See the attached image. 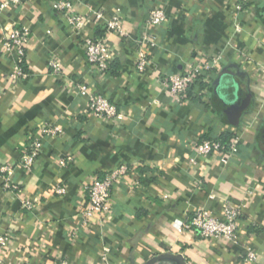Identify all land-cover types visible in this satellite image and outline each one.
Here are the masks:
<instances>
[{
    "label": "crops",
    "instance_id": "0c3cea01",
    "mask_svg": "<svg viewBox=\"0 0 264 264\" xmlns=\"http://www.w3.org/2000/svg\"><path fill=\"white\" fill-rule=\"evenodd\" d=\"M55 1L22 0L0 12V167L15 166L19 183L16 191L5 190L0 174V235L10 236L0 251L3 264H249L247 249L264 264V0H70L86 18L79 31ZM158 5L167 20L148 30L157 45L145 48L149 63L139 72L138 41ZM114 14L127 36L104 30ZM16 25L27 26L30 39L27 75L13 81L14 56L3 44ZM104 34L111 60L100 72L82 43ZM51 57L62 76L48 68ZM200 59L216 60L206 95L193 91L205 103L221 72H234L222 92L225 100L247 96L237 124L216 107L177 103L167 93L166 76ZM79 83L104 95L121 116L109 121L93 114L76 91ZM44 124L59 125L61 134L43 138L31 170L16 166ZM229 132L240 143L226 161L219 154L191 161L196 140ZM119 164L130 171L114 184L110 210L82 226L84 184ZM225 198L243 205L234 241L183 227L197 207L220 217ZM103 247L110 249L105 259Z\"/></svg>",
    "mask_w": 264,
    "mask_h": 264
},
{
    "label": "built area",
    "instance_id": "2783aa9c",
    "mask_svg": "<svg viewBox=\"0 0 264 264\" xmlns=\"http://www.w3.org/2000/svg\"><path fill=\"white\" fill-rule=\"evenodd\" d=\"M22 0H0V12L10 5L20 4ZM54 9L61 14L67 24L73 29L79 31L86 23L85 16L77 13L70 0H56ZM238 9L241 7L238 5ZM97 18L100 15L97 14ZM167 18L164 8L158 5L152 8L145 21L146 32L138 41L139 47L136 54L135 67L139 72L144 71L149 63L146 47H155L157 38L148 30L150 28H158L165 24ZM106 32H116L121 36H127L123 29L121 19L118 14H114L106 19L103 25ZM30 39V29L27 26H14L6 34L4 40V50L12 53L14 56L13 71L10 75L11 80L17 81L27 75L26 71V50ZM83 53L88 63L100 72H105L110 67L111 50L106 34L103 36L86 37L82 43ZM48 68L55 75L62 76V67L60 62L51 57L48 60ZM215 59H200L195 62L186 64L183 72L179 74H169L163 80V85L167 93L177 102H187L189 100L188 90L199 91L206 95V91L210 85L206 79L207 73L214 68ZM76 91L86 97L89 110L96 116L105 118L106 120H114L121 115L118 113L116 106L111 103L104 95L93 91L90 86L85 83L76 85ZM62 129L57 124H44L39 128L38 135L34 136L29 142L27 149L20 154L17 165L26 170H31L34 163L42 150V142L44 137L57 136L61 134ZM237 133V132H236ZM233 133L227 139L221 138H202L194 142L193 157L194 162L198 157H206L211 154H219L223 161H226L233 153L239 149V136ZM70 160V157L61 160V164ZM15 166L5 164L0 167V174L5 190H18L19 183L14 179ZM130 171V166L119 164L110 172L102 177H97L83 186L85 204L82 206L79 216L82 226L90 223L96 213H105L110 210L112 190L116 182L122 180ZM55 192L59 195L65 194L63 186H57ZM213 198V196H211ZM24 206L30 207L29 202H24ZM221 216L217 217L214 213L204 207H197L191 211L190 217L187 218L183 227L194 230L202 238H218L225 241H234L237 235V221L243 212V205L234 203L225 198L220 201ZM10 240L9 234L0 235V251L7 245ZM110 249L102 248V259L107 257ZM244 261L249 264H261L259 256L252 250L247 249ZM0 264H3L0 257ZM59 264H67L61 261Z\"/></svg>",
    "mask_w": 264,
    "mask_h": 264
},
{
    "label": "water",
    "instance_id": "95a60500",
    "mask_svg": "<svg viewBox=\"0 0 264 264\" xmlns=\"http://www.w3.org/2000/svg\"><path fill=\"white\" fill-rule=\"evenodd\" d=\"M227 74H234L233 71L225 69L221 72L219 79L215 82V86L213 88V102L219 100L223 103L222 110L226 115L227 122L230 124H237L238 118L246 105L247 96L242 95L243 99H235V100H225L224 93L222 89L225 86L224 80L227 77Z\"/></svg>",
    "mask_w": 264,
    "mask_h": 264
},
{
    "label": "trees",
    "instance_id": "16d2710c",
    "mask_svg": "<svg viewBox=\"0 0 264 264\" xmlns=\"http://www.w3.org/2000/svg\"><path fill=\"white\" fill-rule=\"evenodd\" d=\"M214 86H215V84H214ZM188 97H189V99H190V101L192 100V101H198L199 100V103H201V104H203L205 107L207 106H213V107H216L218 110H222V105H223V103L221 102V101H219V100H216V102H213V98H211V100H210V102H208V103H205V102H203V101H201L200 100V97L198 96V95H196V94H194V92H193V90L192 89H190V90H188ZM223 111V110H222ZM225 117V116H224ZM232 134L229 132V133H226V134H221V135H219V136H209V135H206V136H204V138H215V139H219V138H221V139H227L228 137H230Z\"/></svg>",
    "mask_w": 264,
    "mask_h": 264
}]
</instances>
